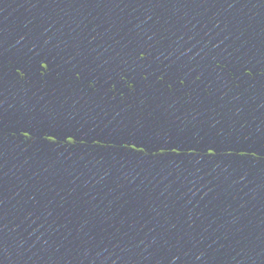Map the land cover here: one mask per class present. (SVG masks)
I'll return each instance as SVG.
<instances>
[{
  "label": "water",
  "instance_id": "water-1",
  "mask_svg": "<svg viewBox=\"0 0 264 264\" xmlns=\"http://www.w3.org/2000/svg\"><path fill=\"white\" fill-rule=\"evenodd\" d=\"M0 264H264V0H0Z\"/></svg>",
  "mask_w": 264,
  "mask_h": 264
}]
</instances>
